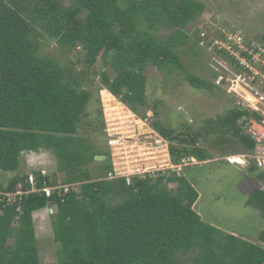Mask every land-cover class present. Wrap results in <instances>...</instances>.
Instances as JSON below:
<instances>
[{"label": "trees", "instance_id": "1", "mask_svg": "<svg viewBox=\"0 0 264 264\" xmlns=\"http://www.w3.org/2000/svg\"><path fill=\"white\" fill-rule=\"evenodd\" d=\"M203 10L197 0H0V264H41L32 214L49 205L59 245L52 264H264L263 245L201 219L194 209L197 190L183 175L165 181L136 177L131 185L119 178L93 179L86 165L106 154L78 134L91 99L83 83L86 69L98 57L104 67L96 88L120 95L135 112L144 105L148 64L166 74L181 72L189 85L202 88L205 80L185 68L178 49L187 43L184 26ZM165 28L171 32L161 35ZM44 40L67 54L78 49L82 68L73 67L70 58L60 65L41 54ZM245 114L234 106L199 129L176 134L180 146L169 143L172 161L211 160L213 155L198 146L207 134H217L221 144L230 134L241 152L253 149L255 142L237 122ZM97 120L93 130H103L101 107ZM153 127L171 141V131L157 122ZM41 148L55 157L53 174L60 173L63 182L81 181L80 190L49 199L29 193L6 203L4 194L25 175L2 184V172L18 170L22 153ZM245 170L246 180L259 184L245 205L264 218V171L253 164ZM169 182L176 183L174 189ZM257 238L264 244V228Z\"/></svg>", "mask_w": 264, "mask_h": 264}, {"label": "rangeland", "instance_id": "2", "mask_svg": "<svg viewBox=\"0 0 264 264\" xmlns=\"http://www.w3.org/2000/svg\"><path fill=\"white\" fill-rule=\"evenodd\" d=\"M197 1L203 3L204 10L184 26L183 31L187 33L188 39L185 45L179 47L178 55L185 68L203 78L205 85L194 88L183 79L181 72L166 74L148 64L144 70V105L136 107L138 115L149 114L152 123L157 122L160 127L171 131L174 137L171 141L166 140L176 146H180L176 134L189 128L199 129L205 125V121L215 120L236 106L237 98L233 95L234 86L230 80L233 68L226 55L227 47L235 43L236 36L240 35L245 41L264 42V0ZM170 32L171 29L165 28L159 33L168 35ZM223 49L227 52H221ZM40 53L60 65L70 58L73 67L77 70L82 68V64L76 61L77 57H81L78 49L67 54L54 41L44 40ZM102 67L104 62L98 57L95 65L86 69L83 83L90 91L91 99L86 105L88 116L82 118L78 128L79 135L89 139L94 148L106 154L103 159H93L86 165L93 179L104 178L110 161L102 128L99 132L93 130L98 129V111L102 107L99 97L102 86L96 88L100 83L99 71ZM104 69L114 75L109 64ZM219 77L227 79L218 80ZM218 137L217 134H207L198 141L200 148L213 155L210 161L181 169L182 175L198 193L194 209L204 222L264 246L257 238L264 228V218L257 210L245 205L248 193L259 184L251 177L248 183V173L243 167L229 165L222 158L225 154L241 152L238 141L226 134L224 139L227 141L221 144ZM41 169L47 172L56 170V160L49 149L22 153L19 169L2 172L1 182L5 184L10 177ZM175 186L176 183L170 182V188L174 189ZM54 212V208L50 211L44 207L32 214L41 264H52L57 260L59 245L53 239L51 222Z\"/></svg>", "mask_w": 264, "mask_h": 264}, {"label": "built area", "instance_id": "3", "mask_svg": "<svg viewBox=\"0 0 264 264\" xmlns=\"http://www.w3.org/2000/svg\"><path fill=\"white\" fill-rule=\"evenodd\" d=\"M227 51L235 61L230 80L234 86L233 95L237 98L236 106L249 112V115L245 114L237 122L242 131L255 142V146L244 152L226 154L222 158L229 165L245 169L253 164L264 171V46L262 42L245 41L237 35L235 43L230 44ZM222 79L226 81L227 77H219L218 80ZM99 92L103 133L110 158L104 179H123L126 185H131L136 177L153 180L162 178L165 181L171 175L181 176L184 167L203 162L193 156H183L177 163L173 162L169 143L153 127L149 114L138 115L122 101L120 95H114L105 87ZM37 171L40 179L34 171L26 173L13 192L4 194L6 203L13 204L29 193H37L49 199L61 198L67 193L80 190L81 181L63 182L60 173L54 175V171ZM47 208L52 211L53 207L49 205Z\"/></svg>", "mask_w": 264, "mask_h": 264}, {"label": "water", "instance_id": "4", "mask_svg": "<svg viewBox=\"0 0 264 264\" xmlns=\"http://www.w3.org/2000/svg\"><path fill=\"white\" fill-rule=\"evenodd\" d=\"M104 158V155H96L95 156V159L96 160H101V159H103Z\"/></svg>", "mask_w": 264, "mask_h": 264}, {"label": "crops", "instance_id": "5", "mask_svg": "<svg viewBox=\"0 0 264 264\" xmlns=\"http://www.w3.org/2000/svg\"><path fill=\"white\" fill-rule=\"evenodd\" d=\"M206 162H208V160H205V161H203L202 163H206Z\"/></svg>", "mask_w": 264, "mask_h": 264}]
</instances>
